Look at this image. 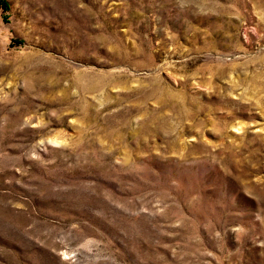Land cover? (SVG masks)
Segmentation results:
<instances>
[{
	"label": "rangeland",
	"instance_id": "obj_1",
	"mask_svg": "<svg viewBox=\"0 0 264 264\" xmlns=\"http://www.w3.org/2000/svg\"><path fill=\"white\" fill-rule=\"evenodd\" d=\"M0 264H264V0H2Z\"/></svg>",
	"mask_w": 264,
	"mask_h": 264
},
{
	"label": "trees",
	"instance_id": "obj_2",
	"mask_svg": "<svg viewBox=\"0 0 264 264\" xmlns=\"http://www.w3.org/2000/svg\"><path fill=\"white\" fill-rule=\"evenodd\" d=\"M0 3H1V5H2V6H4V7H5V4H3L2 0H0Z\"/></svg>",
	"mask_w": 264,
	"mask_h": 264
}]
</instances>
